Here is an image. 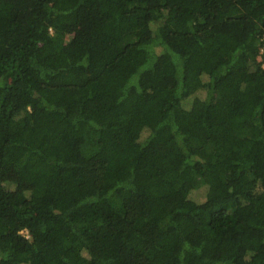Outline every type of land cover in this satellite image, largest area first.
Returning a JSON list of instances; mask_svg holds the SVG:
<instances>
[{
	"label": "trees",
	"instance_id": "1",
	"mask_svg": "<svg viewBox=\"0 0 264 264\" xmlns=\"http://www.w3.org/2000/svg\"><path fill=\"white\" fill-rule=\"evenodd\" d=\"M0 264H264V0H0Z\"/></svg>",
	"mask_w": 264,
	"mask_h": 264
},
{
	"label": "rangeland",
	"instance_id": "2",
	"mask_svg": "<svg viewBox=\"0 0 264 264\" xmlns=\"http://www.w3.org/2000/svg\"><path fill=\"white\" fill-rule=\"evenodd\" d=\"M21 233H24V234H26L27 232L25 231V230H22V232Z\"/></svg>",
	"mask_w": 264,
	"mask_h": 264
}]
</instances>
